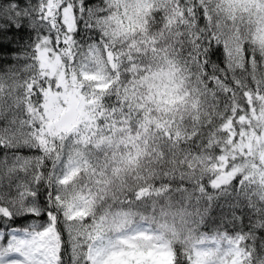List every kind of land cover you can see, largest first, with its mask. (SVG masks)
Listing matches in <instances>:
<instances>
[{"label": "snow or ice", "instance_id": "obj_1", "mask_svg": "<svg viewBox=\"0 0 264 264\" xmlns=\"http://www.w3.org/2000/svg\"><path fill=\"white\" fill-rule=\"evenodd\" d=\"M0 264H264V0H0Z\"/></svg>", "mask_w": 264, "mask_h": 264}]
</instances>
